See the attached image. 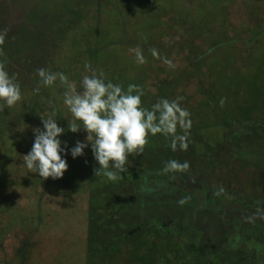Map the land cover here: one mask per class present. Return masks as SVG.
I'll list each match as a JSON object with an SVG mask.
<instances>
[{
    "label": "rangeland",
    "instance_id": "rangeland-1",
    "mask_svg": "<svg viewBox=\"0 0 264 264\" xmlns=\"http://www.w3.org/2000/svg\"><path fill=\"white\" fill-rule=\"evenodd\" d=\"M0 35L21 88L0 103V264H264V0H0ZM40 68L67 80L46 87ZM101 70L146 108L183 97L188 147L150 135L114 180L90 147L62 178L30 173L33 129L55 109L67 130V84ZM173 159L189 169L165 173Z\"/></svg>",
    "mask_w": 264,
    "mask_h": 264
},
{
    "label": "clouds",
    "instance_id": "clouds-1",
    "mask_svg": "<svg viewBox=\"0 0 264 264\" xmlns=\"http://www.w3.org/2000/svg\"><path fill=\"white\" fill-rule=\"evenodd\" d=\"M3 41L4 36L0 35V44ZM129 51L134 54L136 63L145 62L139 47ZM151 54L153 57L158 56L155 48L151 49ZM162 60L168 66H173L170 59ZM37 74L40 83L46 87L57 80L61 83L67 80L64 73L44 68L38 69ZM142 95L138 85L129 84L125 91L119 83L106 80L102 70L83 75L79 90L74 83L69 82L63 93V103L72 115L67 130L58 125L55 109L47 114V118H41L43 127L33 129L32 147L22 156V166L41 178L59 179L68 170L66 157H82L85 149L90 147L98 165L93 169L94 175L114 180L127 170L125 163L128 157L143 150L150 135L162 134L170 138L172 151H176L177 147L186 149L192 122L190 113L180 105L183 97L173 100L160 98L151 108H146L142 104ZM20 100L19 83L14 76L9 75L4 62L0 61V103L12 107ZM81 129L87 133L84 141L77 140L71 147L62 142L61 136L66 131L78 133ZM188 169L187 161L173 159L164 164L163 171L186 172ZM186 199L182 198L178 203L183 205Z\"/></svg>",
    "mask_w": 264,
    "mask_h": 264
},
{
    "label": "trees",
    "instance_id": "trees-1",
    "mask_svg": "<svg viewBox=\"0 0 264 264\" xmlns=\"http://www.w3.org/2000/svg\"><path fill=\"white\" fill-rule=\"evenodd\" d=\"M150 190H152V191H154V192H156V191H157V190L155 191V189H149V192H152V191H150Z\"/></svg>",
    "mask_w": 264,
    "mask_h": 264
}]
</instances>
